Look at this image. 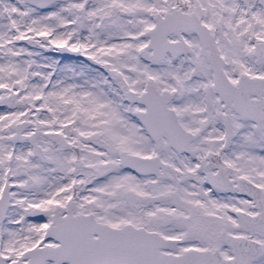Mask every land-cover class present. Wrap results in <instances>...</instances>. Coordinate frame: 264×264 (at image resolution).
Here are the masks:
<instances>
[{"label":"snow or ice","instance_id":"6c2138e0","mask_svg":"<svg viewBox=\"0 0 264 264\" xmlns=\"http://www.w3.org/2000/svg\"><path fill=\"white\" fill-rule=\"evenodd\" d=\"M0 264H264V0H0Z\"/></svg>","mask_w":264,"mask_h":264}]
</instances>
